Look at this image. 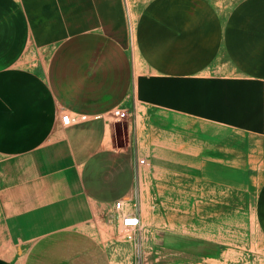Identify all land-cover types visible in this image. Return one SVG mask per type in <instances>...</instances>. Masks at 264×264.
<instances>
[{"label":"crops","instance_id":"1","mask_svg":"<svg viewBox=\"0 0 264 264\" xmlns=\"http://www.w3.org/2000/svg\"><path fill=\"white\" fill-rule=\"evenodd\" d=\"M49 1L0 0V218L23 264H112L138 171L113 111L264 132V0Z\"/></svg>","mask_w":264,"mask_h":264},{"label":"rangeland","instance_id":"2","mask_svg":"<svg viewBox=\"0 0 264 264\" xmlns=\"http://www.w3.org/2000/svg\"><path fill=\"white\" fill-rule=\"evenodd\" d=\"M148 1L131 3L139 12ZM133 104L118 123L138 161L135 185L121 221L100 235L112 264H264V132ZM128 214L142 220L133 240L122 228ZM10 235L0 218V264H23L29 244Z\"/></svg>","mask_w":264,"mask_h":264},{"label":"built area","instance_id":"3","mask_svg":"<svg viewBox=\"0 0 264 264\" xmlns=\"http://www.w3.org/2000/svg\"><path fill=\"white\" fill-rule=\"evenodd\" d=\"M112 116L115 120L122 121L128 118L129 111L122 109V108H116L113 111ZM85 117H86L85 115L74 116L72 114L67 113V114H63L61 119L65 125H70V124L77 123L78 121L84 119ZM145 161L146 160L142 158L139 160V163H144ZM141 224H142V220L139 215H136V214L126 215L122 221V228H123L125 237L128 240L135 239L140 231Z\"/></svg>","mask_w":264,"mask_h":264}]
</instances>
